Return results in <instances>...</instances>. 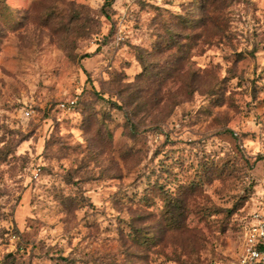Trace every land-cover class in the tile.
I'll return each mask as SVG.
<instances>
[{"label": "rangeland", "instance_id": "374dc122", "mask_svg": "<svg viewBox=\"0 0 264 264\" xmlns=\"http://www.w3.org/2000/svg\"><path fill=\"white\" fill-rule=\"evenodd\" d=\"M6 3L0 264L237 260L264 184V0Z\"/></svg>", "mask_w": 264, "mask_h": 264}, {"label": "built area", "instance_id": "2783aa9c", "mask_svg": "<svg viewBox=\"0 0 264 264\" xmlns=\"http://www.w3.org/2000/svg\"><path fill=\"white\" fill-rule=\"evenodd\" d=\"M206 264H264V184L261 192V209L254 213V221L245 231L242 255L235 261L210 260Z\"/></svg>", "mask_w": 264, "mask_h": 264}, {"label": "trees", "instance_id": "16d2710c", "mask_svg": "<svg viewBox=\"0 0 264 264\" xmlns=\"http://www.w3.org/2000/svg\"><path fill=\"white\" fill-rule=\"evenodd\" d=\"M9 11V6L6 3V0H0V16H6Z\"/></svg>", "mask_w": 264, "mask_h": 264}]
</instances>
